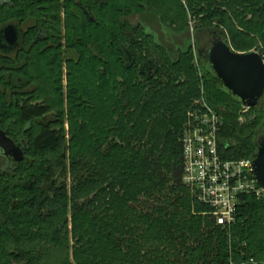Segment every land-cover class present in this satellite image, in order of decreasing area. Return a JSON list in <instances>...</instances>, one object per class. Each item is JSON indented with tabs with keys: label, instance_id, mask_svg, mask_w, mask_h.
Instances as JSON below:
<instances>
[{
	"label": "trees",
	"instance_id": "obj_1",
	"mask_svg": "<svg viewBox=\"0 0 264 264\" xmlns=\"http://www.w3.org/2000/svg\"><path fill=\"white\" fill-rule=\"evenodd\" d=\"M9 23L26 31L16 52L0 51V130L25 158L0 153V264H264V199L242 195L224 227L184 184L197 100L176 78L165 88L155 58L176 72L196 54L203 76L190 67V88L221 116L224 158L251 159L264 100L242 124L204 56L217 35L264 57V0H2Z\"/></svg>",
	"mask_w": 264,
	"mask_h": 264
},
{
	"label": "built area",
	"instance_id": "obj_2",
	"mask_svg": "<svg viewBox=\"0 0 264 264\" xmlns=\"http://www.w3.org/2000/svg\"><path fill=\"white\" fill-rule=\"evenodd\" d=\"M243 109L245 113L249 110ZM222 126L220 114L203 94L188 113L183 131V182L200 203L211 208L218 225L230 227L235 223L241 196L251 194L261 200L264 190L254 177L251 159L224 158L219 139Z\"/></svg>",
	"mask_w": 264,
	"mask_h": 264
},
{
	"label": "water",
	"instance_id": "obj_3",
	"mask_svg": "<svg viewBox=\"0 0 264 264\" xmlns=\"http://www.w3.org/2000/svg\"><path fill=\"white\" fill-rule=\"evenodd\" d=\"M87 12L88 19L94 22L93 15ZM24 34L25 30L17 24L9 23L2 26L0 51L4 54L16 52L21 46ZM204 60L221 88L239 100L242 106L254 109L264 100V58L259 52L238 53L226 38L216 35L206 48ZM143 69H151V65H144ZM0 150L6 157H11L16 162H22L25 158L23 148L2 130ZM251 161L254 177L264 190V135L259 138Z\"/></svg>",
	"mask_w": 264,
	"mask_h": 264
},
{
	"label": "rangeland",
	"instance_id": "obj_4",
	"mask_svg": "<svg viewBox=\"0 0 264 264\" xmlns=\"http://www.w3.org/2000/svg\"><path fill=\"white\" fill-rule=\"evenodd\" d=\"M0 1H2V0H0ZM155 2H156V4H157V6L159 7V8H162V6L164 5V6H173V4L175 3V0H154ZM185 6H186V8L188 9V6L185 4ZM130 20H131V22H132V24H134V25H136V24H138V23H140L141 21H142V19L139 17V16H135V17H131L130 18ZM189 20H190V27H191V30L193 31V29L196 27V25H197V21L195 20V19H193L192 17H189ZM153 25V29H157L158 28V24H157V22L156 23H154V24H152ZM253 51H256V50H253ZM240 53V52H239ZM151 53H150V55H149V51H147V53H146V57L147 58H150L151 57ZM155 58H156V60H157V62L159 63V66H160V68H162L163 67V65L164 66H166V68L165 67H163V70H164V74H162V76H163V80H164V83H165V88L167 87V85H169L172 81H171V79L172 80H174L175 78H176V80H175V82H173V86H175V87H177L180 91H179V94L180 95H184V96H186L185 98L187 99V98H190V93H191V91L193 92V95H194V97H192L191 98V100H199L198 98H197V96H196V94H194V89H192L191 90V88H190V78L188 77V76H191V73H190V75H188V72H189V68L191 67H193V69L196 71V75H197V77L198 78H201L202 76H203V74H202V72H201V70H200V68H199V62H198V59L196 58V54L194 53L193 54V57L190 59V60H186L185 62H183L182 64H181V66L177 69V71L176 72H173V71H171L169 68V65L167 64V63H165V61H163V59L160 57V56H158V55H156L155 56ZM165 68V69H164ZM64 70H65V72H64V86L66 87V83H67V79H66V74H67V72H66V68H64ZM173 74V75H172ZM188 75V76H187ZM140 82H142L143 84H146L145 83V81L142 79V80H140ZM188 84V85H187ZM192 85V87H193V83L191 84ZM197 88H198V90H199V92L201 91H203V90H206V85H205V83H204V81L202 80V82L200 83V85H199V87L197 86ZM203 93V92H202ZM42 94L43 95H47V93L46 92H42ZM250 110V109H249ZM248 110V111H249ZM247 111V112H248ZM246 112V113H247ZM245 110L244 109H242V111H241V113H240V119H239V121L242 123V124H244V123H246V121H247V118L245 117ZM165 114H163V116H164ZM166 119H170L171 118V116H170V114L168 113V115L166 114L165 116H164ZM241 118H242V120H241ZM157 119H160V116H159V114L156 116V120ZM155 127H157V124H156V122L155 121H152L151 122ZM157 130H159V129H157ZM263 131L262 132H264V128L262 129Z\"/></svg>",
	"mask_w": 264,
	"mask_h": 264
},
{
	"label": "flooded vegetation",
	"instance_id": "obj_5",
	"mask_svg": "<svg viewBox=\"0 0 264 264\" xmlns=\"http://www.w3.org/2000/svg\"><path fill=\"white\" fill-rule=\"evenodd\" d=\"M26 31V30H25ZM178 48H179V44H178V42H174L173 44H172V49L174 50V51H177L178 50ZM2 152V150H0V153ZM3 153V152H2Z\"/></svg>",
	"mask_w": 264,
	"mask_h": 264
}]
</instances>
